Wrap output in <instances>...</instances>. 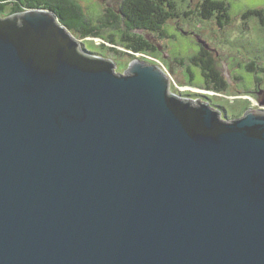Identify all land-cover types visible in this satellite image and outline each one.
<instances>
[{
    "label": "water",
    "instance_id": "1",
    "mask_svg": "<svg viewBox=\"0 0 264 264\" xmlns=\"http://www.w3.org/2000/svg\"><path fill=\"white\" fill-rule=\"evenodd\" d=\"M83 48L52 12L0 19V264H264V111Z\"/></svg>",
    "mask_w": 264,
    "mask_h": 264
},
{
    "label": "rangeland",
    "instance_id": "2",
    "mask_svg": "<svg viewBox=\"0 0 264 264\" xmlns=\"http://www.w3.org/2000/svg\"><path fill=\"white\" fill-rule=\"evenodd\" d=\"M77 1L94 24L99 25L100 20L107 16V9L114 8L117 11L123 0ZM174 1L182 18L169 21L164 30L176 38L166 40L162 39L161 35L134 32L159 49L153 55L159 59L160 66L172 79L171 93L184 99L208 101L213 108L222 112L227 123L240 118L248 109H259V101L264 100V74H258V82L255 85V75L247 70L252 62L255 64L254 69L264 64V26L256 18L244 23L241 15L250 10L264 11V0H217L227 2L231 7L232 23L224 28H219L215 22L202 23L198 6L203 0ZM186 13L190 14L189 18L184 17ZM0 19L4 18L0 15ZM69 32L82 43L83 51L113 61L115 72L118 74H124L131 61L136 58L157 64L145 58L146 55L135 56L126 50L123 30H104L101 37L105 41L103 45L100 40H81L75 33ZM110 40L116 46L115 49L109 44ZM203 41L211 50L216 67L227 83L224 93L208 91L199 69L190 62ZM148 55L149 58L153 57ZM188 67L194 75L193 82L187 73ZM190 83L193 86H190Z\"/></svg>",
    "mask_w": 264,
    "mask_h": 264
},
{
    "label": "trees",
    "instance_id": "3",
    "mask_svg": "<svg viewBox=\"0 0 264 264\" xmlns=\"http://www.w3.org/2000/svg\"><path fill=\"white\" fill-rule=\"evenodd\" d=\"M198 14L202 23L215 22L219 28H224L232 23L231 7L227 2L217 0H203L199 4ZM27 10H45L56 14L69 31L75 33L81 40L93 38L100 40L104 30H123L125 33L126 50L145 58L154 57L158 48L135 31L148 32L152 35H161L162 39H170L173 36L164 30L165 26L172 20H180L182 17L174 0H123L116 11L108 8L107 16L95 25L93 20L85 13L83 7L77 0H0V15L6 18L13 14L22 13ZM189 13L184 17L189 18ZM244 23L256 18L264 26V11L250 10L241 15ZM184 34V33H183ZM186 34V33H185ZM176 38V37H173ZM109 44L115 49L113 41ZM132 62V61H131ZM191 64L198 68L208 91L224 93L227 83L215 64V59L209 48L200 44L197 54L190 59ZM254 62L248 65V72L254 74V80H258V74H264V64L254 69ZM193 82L191 68H187ZM190 86H193L190 83ZM225 111V109H224Z\"/></svg>",
    "mask_w": 264,
    "mask_h": 264
},
{
    "label": "flooded vegetation",
    "instance_id": "4",
    "mask_svg": "<svg viewBox=\"0 0 264 264\" xmlns=\"http://www.w3.org/2000/svg\"><path fill=\"white\" fill-rule=\"evenodd\" d=\"M185 34V33H184ZM186 35V34H185ZM159 50V49H158ZM257 82H258V80L255 82L254 81V84L256 85L257 84ZM255 91V90H254ZM256 92V91H255ZM254 92V93H255ZM259 104L261 105V107L259 108V109H256V110H263L264 111V107H262V106H264V100H260L259 101ZM257 107H259V105H257Z\"/></svg>",
    "mask_w": 264,
    "mask_h": 264
},
{
    "label": "clouds",
    "instance_id": "5",
    "mask_svg": "<svg viewBox=\"0 0 264 264\" xmlns=\"http://www.w3.org/2000/svg\"><path fill=\"white\" fill-rule=\"evenodd\" d=\"M149 59V58H148ZM149 60H152L154 63H157L158 65H160L159 61L156 60V59H149Z\"/></svg>",
    "mask_w": 264,
    "mask_h": 264
}]
</instances>
